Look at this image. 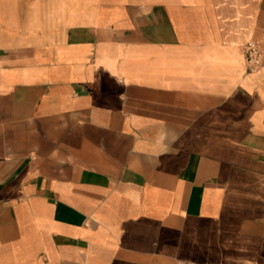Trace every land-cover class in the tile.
<instances>
[{
    "label": "crops",
    "instance_id": "1",
    "mask_svg": "<svg viewBox=\"0 0 264 264\" xmlns=\"http://www.w3.org/2000/svg\"><path fill=\"white\" fill-rule=\"evenodd\" d=\"M264 0H0V264H264Z\"/></svg>",
    "mask_w": 264,
    "mask_h": 264
},
{
    "label": "built area",
    "instance_id": "2",
    "mask_svg": "<svg viewBox=\"0 0 264 264\" xmlns=\"http://www.w3.org/2000/svg\"><path fill=\"white\" fill-rule=\"evenodd\" d=\"M244 61L247 72H255L259 70L264 61V51L256 41H249L243 48ZM193 264V263H180Z\"/></svg>",
    "mask_w": 264,
    "mask_h": 264
}]
</instances>
